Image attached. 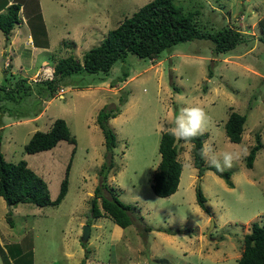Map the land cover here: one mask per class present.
Instances as JSON below:
<instances>
[{"label": "rangeland", "instance_id": "1", "mask_svg": "<svg viewBox=\"0 0 264 264\" xmlns=\"http://www.w3.org/2000/svg\"><path fill=\"white\" fill-rule=\"evenodd\" d=\"M3 1L0 13L7 7ZM149 1L12 0L22 4L21 19L30 10L41 17L31 20L30 29L22 23L13 28L18 37L11 66H1L3 58L10 59L11 49L0 30V84L14 86L23 78L30 88L28 93L22 90L17 101L0 102V153L9 162L26 161L46 181L51 200L58 195L69 163L70 168L66 195L57 205L8 206L0 197V264H80L85 256L86 264H237L252 223L264 224V44L257 24L264 15V0H175L185 10L200 8L197 25L202 30L227 25L241 33L245 40L226 53H214L211 40L193 39L155 59L128 53L107 74H71L58 81L52 95L42 82L52 77L57 60L73 56L82 62L85 51ZM28 33L41 50L27 45ZM72 40L75 46L68 47ZM123 71L129 76L120 81ZM121 96L126 99L123 105ZM189 105L204 106L210 117L204 146L242 153L225 169L233 185L211 170L199 176L191 143L177 142L179 184L172 195L160 197L151 188L160 160V135ZM104 106L120 107L108 120L116 136L112 154L96 121ZM229 111L246 116L239 143L225 133ZM57 118L65 120L75 143L62 140L48 150L25 152L31 135L48 131ZM257 133L263 147L247 168L246 155ZM110 154L113 167L106 182L109 191L131 205V224L119 228L102 214L91 221L84 243L80 237L94 199L102 211L94 190ZM197 180L209 214L196 201Z\"/></svg>", "mask_w": 264, "mask_h": 264}, {"label": "trees", "instance_id": "2", "mask_svg": "<svg viewBox=\"0 0 264 264\" xmlns=\"http://www.w3.org/2000/svg\"><path fill=\"white\" fill-rule=\"evenodd\" d=\"M197 4L200 5L198 7L202 6V4ZM21 7L22 4L12 2L4 12L0 13V30L6 39L20 20ZM201 15L200 8L185 10L175 0H151L131 16L124 17L118 26L107 32L98 45L85 51L82 62L73 56L57 60L53 66L52 77L42 82L52 95L57 91L60 79L81 71L91 74L99 72L107 74L113 64L124 59L128 53L141 59H155L164 50L170 49L175 44L193 39L211 40L214 53H226L245 40L238 30L227 25L213 31L202 30L197 25V20ZM32 16L39 18L40 14L35 12ZM29 23H31L30 18ZM257 24L263 33L259 39L264 44V15ZM128 76L129 73L123 71L122 77L118 80L124 81ZM212 76V72L209 71L208 77ZM22 90L27 93L30 90L27 79L17 80L14 86L0 84V102L17 101L22 97L20 94ZM125 102L126 99L121 96L119 104L123 105ZM3 112L4 109L0 105V113ZM118 112H120L119 106L116 108L104 106L99 110L96 119L104 136L106 150L111 154L116 147V136L109 127L108 120L116 117ZM245 120L244 114L229 111L224 128L226 136L231 142L239 143L241 141ZM207 136L208 134L205 133L190 141L193 166L197 169L199 176L203 175L206 170H211L232 186L230 171H217L211 166H205V161L201 158L200 153ZM62 140L75 143V138L71 135L65 120L57 118L48 131H35L24 145V150L27 153L48 150ZM177 142L184 141H177L171 135V129L162 131L158 143L160 160L151 183L152 191L157 196L167 197L177 190L182 171V163L178 160ZM262 147L263 144L257 133L255 143L246 155L245 166L247 168H252L256 154ZM111 154L108 164L102 165L99 173L100 182L94 190L95 195L100 198L102 211L94 199L87 224H90L94 218L106 214L115 224L125 228L131 224L129 215L131 205L123 203L117 194L109 191L106 179L109 170L113 167ZM69 168L70 163L66 169L67 175ZM67 175L60 184L58 195L54 200H51L46 181L32 170L26 161L9 162L0 153V197L5 200L8 206L19 203H32L37 206L59 204L67 192ZM103 189L108 192V195L102 192ZM196 201L204 212L210 213L209 208L205 205L206 198L199 187L196 190ZM85 259L86 256L80 264H86ZM237 264H264V224L252 223L250 231L243 237V250Z\"/></svg>", "mask_w": 264, "mask_h": 264}, {"label": "clouds", "instance_id": "3", "mask_svg": "<svg viewBox=\"0 0 264 264\" xmlns=\"http://www.w3.org/2000/svg\"><path fill=\"white\" fill-rule=\"evenodd\" d=\"M6 66H9V63ZM209 119L204 106H184L172 121L171 135L177 141L190 142L205 134L208 130ZM243 151L246 153L247 149L245 148ZM200 155L201 158L208 161L211 167L217 171H224L233 167L234 163L241 158L242 153L240 151H217L212 145L206 144L202 147Z\"/></svg>", "mask_w": 264, "mask_h": 264}, {"label": "crops", "instance_id": "4", "mask_svg": "<svg viewBox=\"0 0 264 264\" xmlns=\"http://www.w3.org/2000/svg\"><path fill=\"white\" fill-rule=\"evenodd\" d=\"M1 1V0H0ZM12 3V0H8V1H6V0H4L3 1V3H2V5L3 4H5V5H9V4H11ZM21 4V3H20ZM22 8V7H21ZM0 10H2V8H1V3H0ZM21 10V9H20ZM24 12V11H23ZM19 13H20V11H19ZM34 14V10H30V11H28V12H26V14H25V18L23 19H21L20 18V16H19V18H20V20H19V22L17 23V24H15V25H21V23L22 24H26L25 25V27L26 28H28V29H30V23H29V18H30V20H33V19H35L36 20V22H38V18H36V17H33L32 15ZM41 16V15H40ZM41 21H42V19H41ZM43 22V21H42ZM43 24V23H42ZM15 27V26H14ZM13 27V28H14ZM38 27V26H37ZM43 28H44V25H43ZM13 30V29H12ZM11 30V32H10V34H9V37H8V48L9 49H11V54H10V59L8 60V58H3L2 59V61H1V63L4 65V63L6 62V64L7 63H11L12 64V62H11V55H13L14 54V46H16L15 45V43H16V38L18 37V34L16 33V31H12ZM30 31V30H29ZM12 37V39H10ZM15 37V39L13 40V38ZM27 45H32V47H31V49H33L35 52L36 51H39V50H41V49H39V47L36 45V42H34V40H33V38H32V36H31V34H27ZM69 42V41H68ZM63 43H64V45H66L67 44V41H63ZM75 46V43H74V41L72 40V41H70L69 42V45H67L68 47L69 46ZM47 46H45V48H46ZM41 48H43V47H41ZM45 48H43V49H45ZM34 52V53H35ZM16 54V53H15ZM32 55V54H31ZM14 61H15V63L18 65L19 64V58H18V56L17 55H15L14 56ZM34 62V57L31 59V64ZM56 63V62H55ZM42 64H45V66H47L48 64H47V60H43L42 61ZM9 66H11L10 64H9ZM4 67V66H3ZM45 68V67H44ZM49 68H51V67H49ZM51 69H53V68H51ZM38 72V71H37ZM36 72V73H37ZM62 89V88H61ZM59 91H60V88H59ZM58 96L59 97H62L63 95H62V93H58ZM0 116H1V114H0ZM117 227H119V228H121L120 226H118V225H116Z\"/></svg>", "mask_w": 264, "mask_h": 264}, {"label": "water", "instance_id": "5", "mask_svg": "<svg viewBox=\"0 0 264 264\" xmlns=\"http://www.w3.org/2000/svg\"><path fill=\"white\" fill-rule=\"evenodd\" d=\"M1 66L3 67V64L1 63ZM199 187V180H197V188ZM92 206H93V203H92ZM213 221L211 222V225L213 226ZM89 235H90V224H85L84 227H83V232H82V235L80 237V240L82 242H87L88 238H89Z\"/></svg>", "mask_w": 264, "mask_h": 264}]
</instances>
